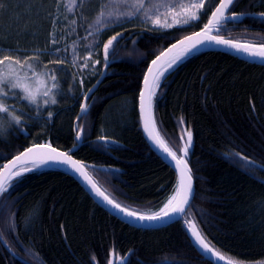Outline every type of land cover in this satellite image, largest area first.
<instances>
[{"label": "trees", "instance_id": "1", "mask_svg": "<svg viewBox=\"0 0 264 264\" xmlns=\"http://www.w3.org/2000/svg\"><path fill=\"white\" fill-rule=\"evenodd\" d=\"M219 1L206 0L192 27L160 31L129 21L102 32V47L112 37L116 40L107 74L90 99L89 112L79 119L84 142L74 156L106 167L89 171L109 196L136 212L161 211L178 186L176 173L151 149L141 129L138 99L146 70L169 45L200 30ZM0 5V55H26L17 66L28 72L25 80L42 78L50 89L37 104L24 99L20 88H3L7 96L0 92V103L21 120L3 119L0 164L35 144L50 142L68 150L76 144L82 87L87 92L97 77L82 86L73 66L53 52L76 46L89 32H73L70 21L75 17L56 19L62 0H0ZM99 11V5L86 7L79 23ZM231 12L262 14L264 0H236ZM220 35L262 44L264 16L228 22ZM101 59L103 67L102 54ZM45 71L54 73L58 89H51ZM153 107L159 133L172 151L180 152L185 131L193 134L188 161L196 191L186 220H193L205 239L230 259L263 264L264 66L222 52L192 55L164 75ZM102 137L120 145L96 141ZM128 253L125 264H212L192 245L183 220L159 229L130 226L58 169H33L0 195V264H110L112 254Z\"/></svg>", "mask_w": 264, "mask_h": 264}, {"label": "snow or ice", "instance_id": "2", "mask_svg": "<svg viewBox=\"0 0 264 264\" xmlns=\"http://www.w3.org/2000/svg\"><path fill=\"white\" fill-rule=\"evenodd\" d=\"M73 3H75V0H72ZM235 3V0H220L219 5L216 7L215 11L212 13V19L209 20L208 24L204 25V33H196L192 37H185L184 40L179 41L180 45H184L185 41H190L191 45L190 47H184L182 48L181 52L170 56L169 59L165 61V64L167 68L172 67L178 60H180L183 56H186L189 54L193 49L196 48L198 44H203L206 41L207 42H216L218 44H223L229 47H232L236 49L237 51H242L245 53H248L250 56L260 57L264 59V43L256 46V45H250L247 43H237L232 40H225L223 38L214 37L211 35H208L209 32H211L213 29H218L221 25L222 21H227L228 19H232L234 17L232 16H226L225 12L230 9V7ZM2 7V5H0ZM192 8H204L203 0L197 5L192 4ZM187 11V9H185ZM264 16V13L261 14ZM196 14L191 13L188 19L184 20L183 22L187 24L190 19H195ZM155 24H159L160 21L157 19L153 21ZM179 23V21H177ZM164 27H171V25L165 24ZM119 35V34H117ZM116 40V37H112L110 40H108L107 44L104 45V58H105V64H107V59L109 56V46L113 45V41ZM52 43H57L56 40H52ZM177 48L176 44H173L171 48H169L166 52L161 53L160 56H157L155 60L152 61V64L155 66L157 65V62L161 60L162 57H169V54L173 52L174 49ZM3 49L0 48V52H2ZM56 51H59V49H56ZM21 66V61L16 59L14 60L13 56L11 55H0V92H2L3 88H11L16 89L20 88L23 91V98H26L30 101V103L36 104L38 97H48L50 89L47 87V84L45 83L43 92H40L39 89H33L29 86L27 82H25L24 79H22L19 75V73L16 71L15 67L13 66ZM164 65H161L160 67L155 69V75H153L154 69L149 68L148 72L150 75H153V85L155 86L156 81L159 79V76L163 75L160 68H163ZM29 69L31 70V66L29 65ZM166 70V69H165ZM33 71V75H36V73ZM45 77H50L52 84L51 89H58V83L56 80V77L54 73H50L48 71L44 72ZM145 85H148V78H144ZM81 84L83 81L81 80ZM90 91V89H89ZM4 96L9 95L8 92H2ZM154 94L153 89H148V97H147V106L148 111L145 116V123L144 127L148 130L149 136L152 138V140L160 147L163 148L165 153L169 154L171 158L176 162L177 166L180 168V179L179 184L177 188L174 190L175 195H173L164 205L161 211L156 212L153 215H140L135 211H129L128 208H122L120 204L116 203L113 200H110L107 196L104 195L102 191L98 187H96V184L92 181L91 177L87 174V172L84 170L85 166L81 164L78 161H75L72 159L71 156L67 155V153L64 152H58L55 148H52L50 144H39L34 145L33 147H30L26 149L23 153L16 156L13 160H10L8 164H5L2 166L4 170H8V175L5 176L3 174H0V194H3L7 191L8 187L10 186V181L12 178H18L19 176L23 175L24 172L30 171L31 169L27 167L28 163H31L33 167H37L39 165L47 164L49 162H56V163H62L70 165L73 169H75L77 172H79L89 183L92 184V187L96 190V192L103 196L105 200L108 201L109 204H113L114 207L125 213L127 216L135 217L139 220H148V221H155V220H161L164 218H170L172 215L183 213L185 211V206L189 204V200L192 196V176H191V169L188 167L187 160L183 159V157H186L188 155V146L191 144L192 140V133L190 131H187V143L179 149V151L182 153V157L180 159H177V153L172 151L167 144L161 139L159 131L156 127V122L154 118L151 115V98ZM12 95H16V93H12ZM18 99L20 97H17ZM84 101L86 102L88 97L85 95L83 97ZM140 101H141V109L145 108V94L142 92L140 94ZM43 103L47 105L49 103V99L45 98L43 100ZM51 103L55 104L56 100L54 98L51 99ZM81 111L86 112L87 111V104L84 103L81 105ZM0 113L6 114L5 117H0V134H2L4 130V124L3 119L10 116L11 120L14 121L16 124H19L21 122L20 117L15 115L14 111H10L9 106L4 105L3 103H0ZM83 129L77 130V137L79 138L81 132ZM181 140H184L183 134L181 135ZM9 165H11L12 168H17L19 166L18 171H11L9 169ZM192 234L198 241V243L208 252H213L216 257L220 260H223L224 257L220 255L219 252H216L214 249L210 248L208 243L205 242L204 238L201 236V233L196 229L195 225L192 224ZM228 264H236L234 261H229Z\"/></svg>", "mask_w": 264, "mask_h": 264}, {"label": "water", "instance_id": "3", "mask_svg": "<svg viewBox=\"0 0 264 264\" xmlns=\"http://www.w3.org/2000/svg\"><path fill=\"white\" fill-rule=\"evenodd\" d=\"M236 1V0H235ZM219 5V3L217 4V6ZM234 5V4H233ZM233 5L230 7L229 10H227L225 12V15L226 16H232L234 18L232 19H228L227 21H222L221 22V25L219 26L218 29H213L211 32L208 33V35H211V36H214V37H218V38H223L225 40H232L230 38H226V37H223V36H219L218 34L220 33V29H221V26L224 24V23H227V22H237V23H240L245 17H262L261 14H256V13H230V10L231 8L233 7ZM216 6V7H217ZM216 7L214 8V10L212 11V13L215 11ZM212 13L210 14V17H209V20L212 19ZM208 20V22H209ZM207 22V24H208ZM205 31L204 27L195 32V33H192V34H189L185 37H192L194 36V34L196 33H201L203 34ZM185 37L181 38L180 40L172 43L170 46H168L162 53L166 52L169 48L172 47L173 44H176L177 45V48L173 50L172 53L169 54V57H162L160 61L157 62V65H153L152 64V61L155 60L156 58H154L147 70H146V73H145V77L148 78V85H145V82H144V79H143V83H142V89H141V92L140 94L143 92L145 94V108L144 109H141V101H140V96H139V99H138V113H139V118H140V123H141V129H142V132H143V135L147 141V143L149 144V146L151 147V149L168 165L170 166L173 171L176 173L177 175V184H179V179H180V168L177 166L176 162L171 158V156L167 153H165V151L163 150L162 147L158 146L153 140L152 138L149 136L148 134V130L145 129L144 127V123H145V116H146V113L148 111V106H147V97H148V89L149 88H152L153 89V92L154 94L152 95V98H151V115L152 117L154 118L155 120V113H154V107H153V99H154V96H155V91H156V88H157V85L159 84V82L162 80V78L164 77V75L170 70L172 69L173 67H175L177 64H179L180 62H182L183 60H185L186 58L192 56V55H195V54H198V53H202V52H222V53H226L228 55H231L237 59H240L242 61H245V62H248V63H251V64H257V65H262L264 66V59L260 58V57H255V56H250L248 53H245V52H242V51H237L236 49L232 48V47H229V46H226V45H223V44H218L216 42H205L203 44H198L196 46L195 49H193L189 54H187L186 56H183L180 60H178L172 67L170 68H167L166 64H165V61L167 59L170 58V56L172 55H176L178 53L181 52L182 48L184 47H190L191 45V42L190 41H185V44L184 45H180L179 44V41L181 40H184ZM234 42H237V43H247V44H250V45H256L258 46V44H252V43H248V42H241V41H235V40H232ZM114 42V41H113ZM107 44V43H106ZM112 46V45H111ZM111 46H109V49L111 48ZM161 53L158 55L160 56ZM103 58H104V48H103ZM104 61H105V58H104ZM110 65V61H109V56H108V59H107V64H104L103 66V69H102V72L100 74V76L98 77V79L96 80V82L91 86L90 88V91L88 90V92L85 94L87 95L88 99L87 101L85 102L84 99L82 100V104L86 103L87 104V111L86 112H82L81 111V107H80V112H79V115H78V118L77 120L75 121L74 123V133H75V141H76V144L71 147L70 149L68 150H61V149H58L54 146H52L51 144V147L52 148H55L58 152H64V153H67V155L71 156L73 160L75 161H78L80 162L81 164H83L85 166L84 170L87 172V174L91 177L92 181L96 184V187H98L100 189V191H102L104 193L105 196H107L110 200H113L115 201L111 196H109V194L98 184V182L95 180V178L92 177V175L90 174V169L92 168H96V169H99V170H106L107 168L104 167V166H99V165H95V164H91V163H88V162H84L78 158H76L74 155L75 153L80 149V147L82 146L83 142H84V131L81 132L79 138L77 137V130L79 129V119H81L84 115H86L89 110H90V105L88 104V101L89 99L91 98V96L97 91V89L99 88V86L101 85L103 79L105 78L106 74H107V70H108V67ZM161 65H164L163 68H160L161 72L163 73V75L159 76V79L156 81L155 83V86L153 85V75H155V69L160 67ZM149 68H153L154 69V72H153V75H150L149 72H148V69ZM166 69V70H165ZM156 122V120H155ZM156 127H157V124H156ZM82 129V128H81ZM158 130V128H157ZM159 131V130H158ZM160 134V133H159ZM161 137V135H160ZM162 139V137H161ZM163 140V139H162ZM97 142L99 143H107L108 146L110 147L111 145H120V143L117 141V140H114L112 138H107V137H102V138H97L96 139ZM164 141V140H163ZM165 142V141H164ZM182 142V147L187 143V132L185 131V134H184V140H181ZM45 144V143H43ZM35 145H39V144H35ZM34 145L32 146H29L27 147L26 149L30 148V147H33ZM168 146V145H167ZM25 149V150H26ZM188 155L186 157H183V159H186L187 160V164H188V167L191 169V166L189 164V161H188V158H189V153L190 151L193 150V134H192V140H191V144L188 146ZM25 150H23L21 153H23ZM19 153V154H21ZM18 154V155H19ZM16 155V156H18ZM16 156L12 157L10 160H13ZM182 157V153L179 152V154H177V159H180ZM8 160L7 162L3 163V164H0V174H3L5 176H7L9 173H8V170H4L2 168L3 165L5 164H8V162L10 161ZM28 168H30L31 170L33 169H58V170H61L63 172H65L66 174L70 175L71 177H73L78 183L79 185L90 195V197L100 206L102 207L104 210H106L107 212H109L111 215H113L114 217H116L117 219H119L120 221L130 225V226H133V227H136V228H140V229H159V228H163V227H166L168 225H171L175 222H178V221H181L183 220L184 221V226H185V230H186V233H187V236L189 237L192 245L195 247V249L198 251V253L202 256L203 259L211 262L212 264H228L229 261H234L236 262V264H243V263H240V262H237L233 259H230L229 257H227L226 255L222 254L219 250L215 249L206 239L205 237L203 236V234L201 233V231L199 230L197 224L193 221V220H186L185 218V215L190 207V205L192 204L193 202V199H194V196H195V191H196V186H195V180L192 176V169H191V176H192V196L189 200V204L187 206H185V211L183 213H179V214H175V215H172L170 218H164V219H161V220H155V221H148V220H139L135 217H130V216H127L125 213H123L122 211H120L119 209H117L116 207H114L113 204H109L107 200L104 199L103 196H100L96 190L92 187V184L89 183L79 172H77L75 169H73L70 165H67V164H62V163H56V162H49L47 164H43V165H39L37 167H33V165L31 163H28L27 165ZM9 169L11 171H18L19 170V166L17 168H12L11 165H9ZM30 170V171H31ZM30 171H27V172H24L23 174L25 173H28ZM20 177V176H19ZM14 179L16 178H12L11 181H13ZM10 181V182H11ZM1 195V194H0ZM116 202V201H115ZM118 203V202H116ZM119 204V203H118ZM121 205V204H120ZM122 208H127L123 205H121ZM129 211H134L132 209H129ZM136 212V211H135ZM138 214L140 215H153V214H142V213H139L137 212ZM194 224L196 229L201 233V236L204 238L205 242L208 243L209 247L214 249L216 252H219L221 256L224 257L223 260H220L216 257V255L213 253V252H208L206 251L199 243L198 241L196 240V238L194 237V235L192 234V227L191 225ZM1 241L3 242V244L6 246V248L11 251L8 247V245L3 241V239L1 238ZM11 253H13L11 251ZM14 254V253H13ZM130 257V253H128L125 257L123 258H118L116 259L115 255L113 254L112 255V258H111V262L110 264H125L128 259ZM264 264V263H263Z\"/></svg>", "mask_w": 264, "mask_h": 264}, {"label": "rangeland", "instance_id": "4", "mask_svg": "<svg viewBox=\"0 0 264 264\" xmlns=\"http://www.w3.org/2000/svg\"><path fill=\"white\" fill-rule=\"evenodd\" d=\"M200 2L201 0H75L73 3L72 0H62V6L57 8L56 19L62 22L64 19L70 20L75 17V20L70 21V28L73 29V32L78 29H86L91 33L76 46L65 49L62 53L55 51L53 55L69 62L73 66L79 82L83 81V85L86 79L95 78L102 71V32L107 27L125 23L126 20H131L133 24L150 30L162 31L174 27H192L200 20L204 8H192L191 5H198ZM203 3L205 5V0ZM95 5L100 6L99 13L86 21L84 20V23H79V16L83 14L84 9ZM191 13H195L196 18L190 19L185 24L183 21L188 19ZM157 19L160 23H153ZM165 24L171 25V27H164ZM12 56L14 60H20L21 64L27 59L26 55H21V53ZM13 67L16 71L21 72L17 66ZM20 75L24 80V77L29 76L26 70H22ZM25 82L33 89H39L40 92H43L46 83L42 78L37 81L29 79ZM40 99L42 100L43 96H39L37 102Z\"/></svg>", "mask_w": 264, "mask_h": 264}, {"label": "flooded vegetation", "instance_id": "5", "mask_svg": "<svg viewBox=\"0 0 264 264\" xmlns=\"http://www.w3.org/2000/svg\"><path fill=\"white\" fill-rule=\"evenodd\" d=\"M85 92H86V90H85ZM85 94V93H84ZM90 102V101H89Z\"/></svg>", "mask_w": 264, "mask_h": 264}, {"label": "bare ground", "instance_id": "6", "mask_svg": "<svg viewBox=\"0 0 264 264\" xmlns=\"http://www.w3.org/2000/svg\"><path fill=\"white\" fill-rule=\"evenodd\" d=\"M88 92V91H87ZM3 243V242H2ZM112 258V257H111Z\"/></svg>", "mask_w": 264, "mask_h": 264}]
</instances>
